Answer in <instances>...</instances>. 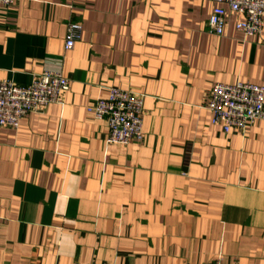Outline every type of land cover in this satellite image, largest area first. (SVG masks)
<instances>
[{
  "label": "crops",
  "instance_id": "obj_1",
  "mask_svg": "<svg viewBox=\"0 0 264 264\" xmlns=\"http://www.w3.org/2000/svg\"><path fill=\"white\" fill-rule=\"evenodd\" d=\"M213 0L0 3V81L45 68L59 102L0 125V264H264V118L225 131L207 108L217 82L264 85V27ZM82 24L64 48L67 23ZM116 86L144 94L143 139L107 142L87 110Z\"/></svg>",
  "mask_w": 264,
  "mask_h": 264
},
{
  "label": "built area",
  "instance_id": "obj_2",
  "mask_svg": "<svg viewBox=\"0 0 264 264\" xmlns=\"http://www.w3.org/2000/svg\"><path fill=\"white\" fill-rule=\"evenodd\" d=\"M18 0H0L3 5H14ZM214 6L206 21L209 33L222 35L229 13H238L243 19L235 27L244 35L260 33L264 27V0H213ZM82 24L67 23L64 48L69 50L80 39ZM70 79L59 69L45 68L28 84L10 79L0 81V125L16 128L29 112L42 111L48 104L59 102L61 93L69 88ZM144 94L116 86L109 87L108 96L96 98L87 110L108 124L107 142L128 144L143 139ZM207 108L212 122L225 131L245 128L264 118V85L243 81L217 82L210 89ZM88 264H95L91 261ZM209 264H222L221 257Z\"/></svg>",
  "mask_w": 264,
  "mask_h": 264
}]
</instances>
